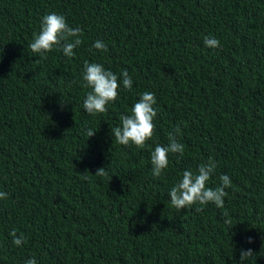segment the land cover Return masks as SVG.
<instances>
[{"label": "trees", "instance_id": "obj_1", "mask_svg": "<svg viewBox=\"0 0 264 264\" xmlns=\"http://www.w3.org/2000/svg\"><path fill=\"white\" fill-rule=\"evenodd\" d=\"M53 12L82 29L71 58L29 48ZM85 61L120 77L104 113L83 108ZM145 91L153 139L116 143ZM177 126L184 154L154 177L151 152ZM209 157L208 186L232 182L224 207H173L170 189ZM0 192V264H240L249 248L264 264V0H0Z\"/></svg>", "mask_w": 264, "mask_h": 264}, {"label": "clouds", "instance_id": "obj_2", "mask_svg": "<svg viewBox=\"0 0 264 264\" xmlns=\"http://www.w3.org/2000/svg\"><path fill=\"white\" fill-rule=\"evenodd\" d=\"M82 29L80 27H71L63 15L55 12L46 14L41 21V28L38 34H34L33 41L29 44L32 52L39 54L41 59L45 58L46 53L51 52L54 48L59 47L66 57H73L74 50L82 44ZM206 47L219 48L220 41L214 37L204 38ZM93 47L101 51H107V45L101 40H97ZM122 85L125 89L132 88V78L125 70L122 74ZM84 86L91 89L86 95L83 104L84 110L90 115L104 113L108 110L107 105L115 102L119 96L121 80L117 74L111 70H106L103 64L89 63L85 61L83 72ZM155 94L145 91L141 94L131 110L130 115L120 117L121 126L111 129V134L115 142L121 145L135 144L139 148H144L148 141L152 140L155 135L156 125L154 119L157 117ZM97 131L89 128L86 131L88 137H93ZM179 126L173 133H169V144H157L151 152L152 174L154 177H160L165 169L169 166V154H179L183 156L184 145L176 139L179 134ZM217 164L214 158L209 157L206 163H202L194 173L191 170H185L182 179L173 186L168 195L170 202L178 210L190 208L193 205H206L214 203L217 208H223L225 197L228 195L226 188L231 187V179L228 175L220 176V185L213 188L208 186V182L216 171ZM106 168H99L95 175L104 176ZM6 192H0V200L7 199ZM203 209L197 207L195 211L200 212ZM230 223V222H229ZM12 242L16 246H22L25 243L23 235L17 236L15 230L9 234ZM248 243H253L251 237ZM256 253L251 249L240 250V264L251 260ZM24 264H37L35 258L28 259Z\"/></svg>", "mask_w": 264, "mask_h": 264}]
</instances>
